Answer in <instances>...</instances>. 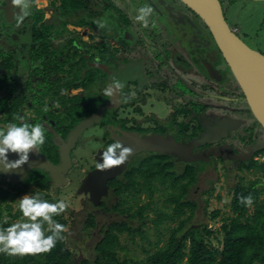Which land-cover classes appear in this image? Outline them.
I'll list each match as a JSON object with an SVG mask.
<instances>
[{
    "label": "flooded vegetation",
    "instance_id": "obj_1",
    "mask_svg": "<svg viewBox=\"0 0 264 264\" xmlns=\"http://www.w3.org/2000/svg\"><path fill=\"white\" fill-rule=\"evenodd\" d=\"M161 1L34 0L31 15L17 26L14 13L19 9H12L11 0H0V98L6 104L0 108V127L26 122L45 128V143L39 153L29 155L17 182L0 167V186L7 185L2 188L15 186L26 193L32 186L28 195L38 190L44 193L43 200H50L53 197L46 194L48 189L57 191L60 185H68L77 191L80 187L84 205L113 216L126 214L131 224L139 218L130 219L128 211L120 209L126 202L131 207L140 205L141 198L128 199L129 195L122 193L126 199H120L119 185L113 183L135 162L156 156L178 173L185 166L195 168L197 179L215 160L234 161L246 171L256 169L257 188L264 199V129L200 18L180 0ZM144 6L153 9L148 27L135 20L138 14L134 11ZM168 13L173 18H166ZM194 26L198 29L191 30ZM212 68L218 71L213 78ZM113 79L124 87L110 100L103 92ZM222 118L237 123L218 141L200 143ZM143 136L184 143L190 154L205 152L213 145H226L237 153H246L257 141L262 145L248 160L211 155L201 170L202 161L186 160L171 150L138 151L122 172L106 182L107 194L94 205L82 186L96 168L99 151L113 142ZM70 138L66 166L54 173L41 167L44 158L62 165L61 154ZM8 159L14 161L18 156L9 153ZM253 160L257 166L247 167ZM31 175L42 184L36 180L26 184ZM142 200L141 205L146 206L140 220L144 222L150 200L145 191ZM89 215L95 218L90 209L85 219ZM80 229L84 232L86 228Z\"/></svg>",
    "mask_w": 264,
    "mask_h": 264
},
{
    "label": "trees",
    "instance_id": "obj_2",
    "mask_svg": "<svg viewBox=\"0 0 264 264\" xmlns=\"http://www.w3.org/2000/svg\"><path fill=\"white\" fill-rule=\"evenodd\" d=\"M201 20V19H200ZM202 21V20H201ZM203 22V21H202ZM205 26V23H202ZM208 32V31H205ZM4 98H0V108H4ZM161 158L152 156L150 159H143L135 162V165L128 167L120 181L113 183L117 187L118 196L122 193L132 197H140L141 193L152 198L154 191L158 190V184L172 191L168 193L165 202L173 204L170 212L156 210V216L152 221L155 224L157 233L154 246L161 243L158 228L164 220L175 221V225L168 230V236L162 246L149 252L142 260L120 258L117 253L119 247L118 234L123 231H134L130 222H110L100 227L101 236L96 241L93 249V256H87L84 250H77L69 246L66 232L62 235L63 240L57 241L56 246L48 253L35 255L9 256L0 253V264H264V199L260 198V190L257 188V181H249L246 185L238 181L234 184L229 202L230 215L222 217V224L219 229H212L208 223L194 221L196 204L185 199L188 189L196 182V169L185 166L181 173L169 169V166L161 164ZM257 162L253 160L247 167H256ZM244 165H238L242 169ZM160 175L164 180H156ZM141 177L142 181L137 178ZM168 179L169 182L165 181ZM127 181L124 183V181ZM158 183V184H157ZM44 186L39 185V188ZM22 193L21 189L10 186L8 189L0 187V228H6L14 223L17 213H10L11 203ZM31 196L41 194L38 190H32ZM253 198L252 211L249 213V206L239 202L241 196ZM42 199V197L40 196ZM121 199V198H120ZM125 196H122V200ZM49 203H56L55 199L47 200ZM121 203V201H120ZM146 204L135 203L133 212L129 218H144L143 212ZM131 206L120 209L121 212L130 211ZM7 214L6 217L3 215ZM219 210L212 211L210 218L219 216ZM53 219L66 226V219L62 215L54 216ZM84 223L93 228L96 226L95 218L88 216ZM140 225H143L140 223ZM47 228V225H45ZM138 231V229H136ZM50 234L46 232V235ZM217 245L212 243V235L218 238ZM220 241V242H219ZM221 243V246H219Z\"/></svg>",
    "mask_w": 264,
    "mask_h": 264
},
{
    "label": "rangeland",
    "instance_id": "obj_3",
    "mask_svg": "<svg viewBox=\"0 0 264 264\" xmlns=\"http://www.w3.org/2000/svg\"><path fill=\"white\" fill-rule=\"evenodd\" d=\"M220 1L222 3L226 21L229 23V25L232 26L233 23L238 24L239 29H237V27L235 26L232 27L236 28V32L240 36V38L251 48L258 51L260 50L264 53V4H262L261 0H258L257 2H254L252 0H245V4L240 0H231L234 6H226L224 0ZM159 2L162 1L159 0ZM158 8L160 9V7ZM134 12L135 15L138 14V11ZM183 16L185 17V15ZM166 18H173V15H171V13H168L166 15ZM197 29V26L191 28V30ZM217 69L219 70V67ZM216 74H218V71L216 73H212V78ZM37 101L38 99L35 98L34 102ZM101 101H103V98H101ZM109 105L112 104L109 103ZM28 113L29 115H31L32 111H28ZM161 161H163L162 158ZM205 163L206 160L205 162L202 161L198 169H203L202 166L206 165L208 162L206 164ZM256 171L258 173V170L256 169L254 171L242 170L238 168L236 162L234 161H222V159L215 160V164L212 165V167H208L207 169L199 173L198 179L192 186L189 187L188 193L184 197L185 199H189L196 204L195 217L193 220L196 222L204 221L208 223V226L212 229H219L222 224V217H226L227 215L231 214L229 208L231 190L229 189V187L234 186L235 182L238 181H241V183L246 185L250 180H256ZM155 179L158 181L164 180L160 178V175ZM32 180H36L35 183L37 184H42V180L37 179L34 175H31L27 179L26 184ZM165 181L169 182L168 179H165ZM166 185L162 186L158 184V190L154 191L152 198L147 201V203H149V206L146 208L145 213L148 216H146L144 222L140 219L135 220L136 222L131 223V225H133L135 228L134 231L126 230L118 234L120 246L117 247L116 250L120 258L142 260L149 252L156 249L157 247L162 246L163 242L166 240L168 236V230L170 227L176 224L175 221H170L167 219L159 225L158 232L159 236L161 237V243H159L158 246H154L153 244V242L155 241L157 229L154 222L152 221V219H154L156 216L155 214L157 209L166 210L168 212L172 210L173 204L164 201L165 198L168 197V193L172 191L171 188H167ZM6 186L7 185L4 184V186L0 187ZM63 186L64 185H60V187H57V191H54V187V189H48L46 191V194L48 195V197L52 196L57 202L59 200H64L69 205L67 210L61 214L62 217L66 219L65 227L67 228L66 234L69 246L72 248H76L77 250H84V253L87 254V256H93V247L96 241L101 236V231L99 230L100 226L103 224H108L112 220H123L128 222V218L126 214L122 215V217H120L119 215L113 216L112 213H106L103 209L97 210L94 207H88V205H84L82 201L81 194L83 193H81L82 191L80 190V187H78L77 191H74L73 189L75 186L72 188L68 187V185L65 187ZM31 187L32 186H29V189H26V193L19 194L11 203L10 213L18 214L17 218L14 220L15 222L24 219L21 212L19 211L18 199L23 197L24 195L30 194L29 191ZM43 194L41 192L40 196L43 197ZM142 195L143 193H141L140 195V203L144 201L142 200ZM130 196H127V198L130 199ZM119 198L122 199V196H120ZM51 199L52 198L50 197V200ZM127 204L130 205L129 202H126L125 206H127ZM133 208L134 207H132L131 210L128 211V213H132ZM88 209H90L91 212L95 213L96 218V226L91 228L90 230H88L89 228L84 225L85 214L87 213ZM215 210H219V216L214 219L210 218L209 215L212 211ZM248 211L249 213L252 211V206H249ZM3 216L6 217L7 214H4ZM140 223H142L143 225H140ZM80 226L86 228L84 232L80 231ZM136 229H138V231H136ZM220 238V234H218L217 239L214 238V235H212V243L217 245V240H220ZM219 246H221V243H219ZM141 263L144 264L142 261Z\"/></svg>",
    "mask_w": 264,
    "mask_h": 264
},
{
    "label": "water",
    "instance_id": "obj_4",
    "mask_svg": "<svg viewBox=\"0 0 264 264\" xmlns=\"http://www.w3.org/2000/svg\"><path fill=\"white\" fill-rule=\"evenodd\" d=\"M188 8H190L206 25L207 33L210 35L212 42L222 59L230 69L235 80L244 91L247 103L256 120L264 129V55L258 50L251 48L246 44L232 26L226 21L222 3L220 0H180ZM217 71L212 68V73ZM237 120L222 118L216 120V125L200 139V143L204 141L216 142L226 134L227 130L234 127ZM72 138L68 140L64 146L62 157V165L55 166L46 159H42L44 163L40 164L46 171L54 173L66 166L68 159V147L70 146ZM126 147H131L133 153L148 149V150H171L175 155H178L189 161H205L209 156L228 158L231 160L241 161L248 160L250 154L253 153L262 144L257 141L246 153H237L231 150L226 145H213L212 149L203 151L198 154H190L187 146L184 143L173 142L169 139H158L156 137H136L126 138L122 141ZM100 152L97 156V162L100 161ZM131 155V156H132ZM129 156L128 160L131 158ZM127 160V161H128ZM126 161V163H127ZM126 163L120 168L111 171L100 172L96 168L88 173L86 179L83 181L84 190L89 193V199L94 205H98L100 197L107 194L106 182L122 172ZM38 164V163H37ZM2 168V165H0ZM3 170V168H2ZM25 169L23 167L15 170L5 171L10 177V180L17 182L22 176ZM81 190V188H80Z\"/></svg>",
    "mask_w": 264,
    "mask_h": 264
},
{
    "label": "clouds",
    "instance_id": "obj_5",
    "mask_svg": "<svg viewBox=\"0 0 264 264\" xmlns=\"http://www.w3.org/2000/svg\"><path fill=\"white\" fill-rule=\"evenodd\" d=\"M33 2L34 0H11L12 9H19L18 13H14L17 26L31 15L30 10ZM152 13L151 6L141 7L138 9L135 20L142 23L144 27H148V18ZM152 27H155L154 23ZM123 87L122 82L113 79L112 83L104 90L103 95L113 100L114 97L117 98L119 90ZM113 102L116 103V99ZM18 119L22 120V118ZM44 143L45 128L39 123L35 125L26 122L19 125L10 123L0 127V165L4 171L19 169L29 162L31 153H39L40 147ZM9 153L18 156V159L10 161ZM132 153L131 147H126L119 141L113 142L100 152V161L96 163V169L106 172L120 168ZM18 200L19 211L24 219L18 220L6 228H0V253L9 256H23L50 252L56 246L57 241L64 239L62 234L67 231L65 225L56 222L53 217L64 213L69 207L68 203L64 200L49 203L47 200L41 199L39 194L24 195ZM239 202L251 206L253 198L251 195L241 196ZM46 232L50 234L46 235Z\"/></svg>",
    "mask_w": 264,
    "mask_h": 264
},
{
    "label": "crops",
    "instance_id": "obj_6",
    "mask_svg": "<svg viewBox=\"0 0 264 264\" xmlns=\"http://www.w3.org/2000/svg\"><path fill=\"white\" fill-rule=\"evenodd\" d=\"M240 1H243L244 4L246 3L245 0H240ZM252 1L257 2L258 0H252ZM261 2H262V4H264V0H261ZM224 3H225L226 6H228V5L234 6V4H233V2L231 0H224ZM232 26H235V27H237V29H239V26L236 23H233Z\"/></svg>",
    "mask_w": 264,
    "mask_h": 264
},
{
    "label": "built area",
    "instance_id": "obj_7",
    "mask_svg": "<svg viewBox=\"0 0 264 264\" xmlns=\"http://www.w3.org/2000/svg\"><path fill=\"white\" fill-rule=\"evenodd\" d=\"M234 30L236 31V28H234Z\"/></svg>",
    "mask_w": 264,
    "mask_h": 264
}]
</instances>
